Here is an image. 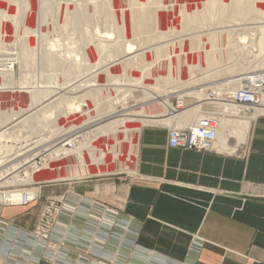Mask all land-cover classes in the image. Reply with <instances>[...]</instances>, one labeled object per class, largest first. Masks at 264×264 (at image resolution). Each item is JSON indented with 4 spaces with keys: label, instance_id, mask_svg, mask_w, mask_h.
I'll return each mask as SVG.
<instances>
[{
    "label": "rangeland",
    "instance_id": "374dc122",
    "mask_svg": "<svg viewBox=\"0 0 264 264\" xmlns=\"http://www.w3.org/2000/svg\"><path fill=\"white\" fill-rule=\"evenodd\" d=\"M109 2L110 0H0V59L6 58V56L9 54H14L19 57L18 61H16L14 69L10 70L11 73L8 71L9 74L6 72V70H4L5 67L3 68L0 66V115L6 113L10 116L9 119L4 120V123H0V128H3L5 124L15 118L17 116L16 114L25 113V111H28L32 108L31 106L36 105L34 104L36 103L35 100L31 98V95L34 91L36 93H41L44 96L51 92L48 97L53 96V99L56 98V101L62 103L63 105V107H61L62 105L60 103H57L61 105L58 106L60 107V110L63 111V113L57 116L53 115L52 117H46L48 122H46L47 126H43L40 123L37 124L34 128L30 126L22 128L24 132L25 130H27L26 133H23L25 135L28 134L27 137L24 135L27 142L24 141L21 143H14L15 141L20 140V137H18V133L16 131L14 132L15 134L11 133L15 137L12 136L11 138L13 139L10 141H15H13L12 143L7 142L9 147H6V145L5 147L6 152L10 149L13 150V152L9 151L7 155L5 151H2L0 148V156L4 157L2 161L5 160L4 163L2 162L0 164V195L2 196V194H5V192L11 191L20 192L23 189H26V191H35L37 193V198H35L33 202H31L27 206H19L17 203H12V205H9V202L6 203L5 201H3V199H0V207L2 206L4 212L6 211V213L8 212L7 210H9V208H24L23 210H21L23 213L21 212L20 217L4 216V218L15 220V223L21 225L25 229H28L29 231L36 228L37 222H39L40 218L43 217L42 213L43 211H45V206H47L51 201H61L65 199L64 197L66 196L67 197L65 201H67L68 198V194L65 195L64 193L51 192L56 191L55 189L61 187L63 188V184L66 183V180L69 178L63 179L55 177L56 175H51L50 178L46 177L42 180L34 181L30 179L34 171L42 168V171L46 170L45 168H47L53 160L55 161V163H58L57 165L63 166L65 168L69 166L65 161L66 158L70 156H73L72 159L83 158V156L79 157L77 154H75L74 151H69V154L60 157V159L50 158L47 154L42 155V152L46 148L56 143L53 140L60 135L67 132H69L68 134H72L77 131H84L85 133L87 131H94L92 132V135L90 132H87L85 138L81 139L80 141L81 146L83 144H85L86 146L88 143H90L88 145L89 149L87 150V153L85 152L89 161L87 159L86 163L84 164L76 163L72 165L71 175H79V167L84 165L89 166L90 163L86 165L87 162L101 163L103 157H110L112 156L111 154L113 152L115 154L116 152L118 153L119 151H117L116 149L112 151V141H114L115 145L117 144L116 148H119L120 152L122 153L121 163L126 164L127 158H131L132 160L130 159V161L134 162L135 153L131 152L133 155L129 153L133 137V125L128 124L127 128L126 125H122L119 127L120 129H113L111 127L108 131L110 132L117 129V136H110V133L109 135H104L99 139H95L97 135L92 126V124L94 125L95 123L100 122L101 119L98 118L104 116V114L106 116V112L110 110V107H112V109L114 108L115 114H123L125 112H131V110L138 109L140 105L148 101L146 100L147 90H145L141 85L153 86L154 84H156V81L152 82V80L149 81L147 79V75L152 71L153 67L151 61L142 60V54L134 57V59L137 60L129 59L128 61H122V59H120V56L117 54L118 52L116 50V45H114L115 38H105L106 32L113 33V31L116 30L114 31V36L118 34L117 24L115 20L117 17V13L116 11H111V16V13L108 12L109 10L107 9V7ZM134 8H136L135 5ZM62 9H65L67 11L69 10V13H72L71 16H65L62 13L65 10L62 11ZM99 9H101V11H99ZM204 15H206V17L209 19L207 22L195 19L196 21L193 22L194 24H192L193 27L191 26V29L185 32L188 34H196L197 32H200L202 30L203 32H207L209 28H212L213 30L217 28L215 26L225 25L227 24L226 21H228L219 16L218 12L215 11L206 12ZM110 16L113 17V19L110 18ZM211 22L214 23L211 24ZM236 23H249L245 25L247 27L243 28L242 31H250V33H253V28L248 27L257 26L261 23L264 24V17H258L254 20L249 21L240 19L237 20ZM183 34L184 33L180 32L174 33L173 31L171 33L170 31L166 34L167 39L163 37V40L161 39L157 42H166L172 40L173 38L177 39L178 36ZM103 38H105L106 41H104ZM128 38L131 39L125 38V40H121L120 43L122 47H124L128 43H133L137 46L140 45L145 49L153 47L154 44L156 46L155 41H150L153 37H148L149 39L135 37ZM190 40L192 39L186 40V49L189 51H191L192 48L191 44H189ZM204 44L205 43L202 41L199 47L203 49ZM108 46H110V48ZM111 46L113 47V49ZM172 46L173 44L168 45V47ZM177 46L176 48H178ZM179 47H181V45H179ZM88 50L91 53H88ZM181 50L183 52V49ZM139 51L140 50L136 52L138 53ZM93 52L95 53L92 54ZM247 53L248 52H246V54ZM134 54H131L130 56H133ZM209 54V51L206 53L202 52L201 57L203 55L206 57ZM244 54H242L239 58H229L225 62L223 61V63L215 66H209L207 64L208 62L204 59L201 61L202 63L200 68L199 66H197L194 69H191L189 65L188 68L190 69V71L195 72L194 74L196 75L186 76V82H191L193 81V78L196 79L198 76L199 78H201V76L203 77L206 74L213 75L215 77L210 79L206 78L202 81L200 80L202 83L198 81L200 84H198L197 82V85H195L194 83L192 84L193 86L191 84H186V86L185 83L183 84V82L182 84L179 82L171 83L169 87H167H171L170 90L174 87L176 91L175 93H172L170 95V100L172 101L174 107H176L177 105L178 96L183 98L184 103V107L179 111L190 108L192 104H197V98L195 97V95L188 94V92L190 91L188 89H203L204 87L208 86L215 88L217 86H220L224 81H226L227 78L232 76V73H229L227 70L231 68L230 65L233 66L234 62H236L235 64H238L239 67L246 69L248 68V71L254 70L255 68L262 69L261 62L264 59V53L259 56L260 58L257 57L255 59L256 61L253 60L250 63H247L248 60L245 59L246 55ZM118 59H120L121 61H119ZM249 60L251 61L252 59ZM258 60L259 62H257ZM119 62H122L120 64L123 68L128 66L126 72L120 71ZM124 62H126V66H123L125 65ZM252 63H255V65H252ZM251 66L253 67V69ZM201 67L205 69L202 71L203 75L200 72V70L202 69ZM204 71H206V73H204ZM248 71L242 70V72H238L236 76H239V74L240 76L246 74L248 75ZM188 74H190V72ZM204 80L207 81L204 82ZM86 82L89 84L93 83L95 85L86 87L84 85H87ZM222 94L223 95L221 96V98L229 100L227 92H223ZM201 96L205 95L202 94ZM79 105L81 106L80 110L76 109ZM200 110L201 115H205L206 113H215L212 105L204 106V108ZM110 111L108 113H110ZM99 112L103 113V115H98ZM64 113L65 115H63ZM228 118L236 119L235 117ZM171 124L173 123H170V125ZM170 125H167V127L170 128ZM33 129L36 130V135H34L35 132ZM28 131L29 133H27ZM59 133L61 134L58 135ZM47 134H52L50 141H43L45 143L38 145L36 144V146L33 144L34 146L31 147L32 144L30 145V143L33 142L32 140H40V136H48ZM19 136L23 137V135L21 134H19ZM30 139L32 140L30 141ZM234 141L235 140L232 138V145L235 144ZM3 144L6 143H0V146H3ZM18 144L20 145L19 149L17 148L19 147ZM244 145L245 144L240 145L237 153H239L240 149H242ZM11 146L13 148H11ZM25 148H27V151L23 150ZM79 150H81V148ZM24 151H26L27 153ZM1 152L3 153L1 154ZM14 153L18 156H15ZM35 155L38 157L35 160L33 159V166L28 165L23 169L21 168L17 170V172L15 171L14 173H11V171L9 170L13 165H15V163H20L25 159H32ZM91 174L99 173L94 172ZM122 174L131 173L122 172L103 176H82L74 180L91 178L103 179L108 177H117ZM52 176H54V178H52ZM4 180H7V184L5 183L3 185ZM78 195L80 197L83 196L80 194ZM55 203L57 204V209L59 202ZM59 206L62 207V205ZM9 212L11 213L12 211L10 210ZM64 215L65 212H63L60 208V211L57 212V218H55V224L59 223ZM65 218H68V216L66 215ZM68 238L70 240V237ZM77 244H79V242H77ZM39 245H42V243L39 242ZM121 251V253H126L125 249ZM127 260L128 259H126V261Z\"/></svg>",
    "mask_w": 264,
    "mask_h": 264
},
{
    "label": "crops",
    "instance_id": "0c3cea01",
    "mask_svg": "<svg viewBox=\"0 0 264 264\" xmlns=\"http://www.w3.org/2000/svg\"><path fill=\"white\" fill-rule=\"evenodd\" d=\"M170 123L175 122L141 125L127 170L130 158L126 164L115 159L124 168L118 172L91 174L81 167L79 175H71L68 167L78 162L66 158L69 179L51 193L80 194L106 207L107 228L118 218L140 227L124 264H145L137 252L151 255V264H264V116L252 121L239 153L224 149L221 141L212 152L170 147ZM232 138L237 144V136ZM122 172L131 174L74 180ZM23 209L9 208L4 215L20 217Z\"/></svg>",
    "mask_w": 264,
    "mask_h": 264
},
{
    "label": "bare ground",
    "instance_id": "6f19581e",
    "mask_svg": "<svg viewBox=\"0 0 264 264\" xmlns=\"http://www.w3.org/2000/svg\"><path fill=\"white\" fill-rule=\"evenodd\" d=\"M134 5L136 6V8H134ZM107 9L109 10L108 11L109 13H111V11L112 12L116 11L117 13V17L115 20L117 24L118 34L114 36V33H115L114 31L116 30L114 31L112 30L113 33L106 32L105 38L106 39H111L112 37L115 38L114 45H116V48H117L116 50L118 52L117 54L120 56V59H122V61H126V60L128 61L129 59H134V57L139 56L141 54H142V58H141L142 60L151 61L153 67H152V71L150 70L151 72L148 73L147 79L149 81L152 80V82L156 81V84H154L155 86L153 85L154 87L147 86V85L145 86L141 85L142 87H144L145 90H147L146 100L148 101L140 105L138 109L131 110V112H125L123 114H115L114 108L112 109V107H110V110H111V111L109 110L110 113H108L109 112L108 111L106 112V116L105 114L104 116H101V117L99 116L101 118L100 122L94 125L92 124L93 129L95 130L96 135H97L95 139H99L100 137H103L104 135H109L110 133H111L110 136L111 135L115 136L117 134L116 133L117 129L109 132L108 130L111 127L114 129V128H119L122 125H126V128H127V125L131 124L133 125L132 126L133 127L132 129L133 137H132L131 144H133L135 136L138 135L141 125L145 123L161 120L164 123L175 122L171 124L170 127H187L193 124L198 118L203 116L200 114V111H201L200 109L204 108V106L212 105L215 110L214 115L218 116L217 118H218V123H219L218 124L219 125L218 140L216 143V149L218 148L220 141H221L222 146H224V149L231 150V151L237 150L241 144L247 141V138L249 136V132L251 129V123L252 121H254L255 118L260 117L259 113L251 114V115H243L242 106H238L228 99L225 100L221 98V96L223 95L222 94L223 92H227L228 96H233V94L236 93L237 90H239L244 85L248 84V80H250V78L253 75L257 77L259 72L264 71V59L262 60V62L260 61L262 69L255 68L254 70H250L251 72L248 71L249 70L248 68L246 69V68L239 67V65L235 64L236 62H234L233 66L230 65L231 68L227 70L229 73H232L231 74L232 76L227 78L226 81H224L220 86H217L215 88L214 87L208 88L205 96H201L203 89H197V88L188 89L190 90L188 94L195 95L198 101H197V104L196 103L195 105L192 104L193 105V106L191 105L192 107L190 106V108H186L182 111H179L180 109L178 108V106L174 107L172 101L170 100V95L176 92L174 87L171 90H170L171 87L170 88L168 87L173 82L175 83L179 82L181 84L183 82V84L185 83V85L186 84L192 85L195 83V85H197L196 83L200 80L202 81L203 79H206V78H209V79L214 78L215 76L206 74L203 77L201 76V78H199V76L196 79L193 78V81L191 82L188 81L189 83L185 81L186 76L196 75L194 74L195 72L190 71L188 66L190 65L189 67L191 69H194L197 66H199L200 68L201 63H202L201 61L203 59L208 62L207 64L209 66H215V65L223 63V61L225 62L229 58H233V57L239 58L242 54L245 53L244 54L246 55L245 59L248 60L247 63H250L253 60H255L257 57H259L262 53H264V24L261 23L260 25H257V26L248 27V28H253L254 32L250 33V31H244V32L242 31L243 28L247 27L245 25L249 23H244V24L236 23V21L240 19L249 21V20H254L258 17H264L263 16L264 15V1L262 0H110ZM63 10L65 9H62V11ZM99 11H101V9H99ZM213 11L218 12L219 16L223 17V19L228 20L226 21L227 24L215 26L217 28L213 30L212 28H209L207 32L205 31L203 32V30L200 32H197L196 34H193V33L188 34L185 32L191 29L192 24H194L193 22L196 21L195 19L199 21L203 20V22H207L209 19L204 14L206 12H213ZM69 12H70L69 10L68 11L65 10L62 13L65 16H71L72 13H69ZM111 16H112V13H111ZM111 16L110 18L113 19V17ZM212 23L214 22H211V24ZM209 26H206V27H209ZM170 31L171 33L173 31L174 33L180 32L184 34L178 36L177 39L173 38L170 41L157 42L161 39L163 40V37L167 39L166 34L169 33ZM128 37H135V38L153 37L152 40L150 41H155L156 46L154 44L153 47H151L152 46L151 45L150 46L151 48L145 49L144 47H141L140 45L137 46V45H134L133 43H128L127 45L122 47L120 43L121 40L122 39L125 40V38L131 39ZM105 38H103L104 41H106ZM187 39H192L190 40V43H189L192 46L191 51L186 49ZM202 41L205 43L204 47L202 46L203 49L199 47ZM171 44H173L174 47L173 46L168 47V45H171ZM179 45H181V47H179ZM176 46L178 48H176ZM108 47L110 48V46ZM181 49H183V52ZM138 50L140 51L142 50L141 53L140 51L137 53L136 51ZM208 51L210 52L209 55H207L206 57L203 55L201 57L202 52L206 53ZM246 52L248 53L246 54ZM88 53H91V52L89 51ZM94 53L95 52H93L92 54ZM134 53H137V54H134ZM131 54H134V55L130 56ZM18 58L19 57L14 54H9L6 56V58L0 59V66L3 68L5 67L4 70H6V72L8 73V71L10 72V70L14 69L16 61H18ZM120 59L118 60L121 61ZM249 59H252V60L250 61ZM134 60H137V59H134ZM257 62H259V60ZM120 63L122 62H119L120 71L126 72L128 69V66L123 68ZM124 63L125 65L123 66H126V62ZM252 65H255V63L254 64L252 63ZM203 70L205 69L202 68L200 70L202 75H203V72H202ZM242 70H247L248 75L246 74V75L240 76L239 74V76H236L238 72H242ZM206 71H204V73H206ZM189 72L190 74H188ZM201 81L200 83H202ZM206 81L204 80V82ZM200 83L198 82V84ZM84 85L86 87H89L95 84L87 83V85L86 84ZM49 94H46L44 96L43 94L36 93L34 91L31 95V98L35 100L36 103L34 104L36 105L31 106L32 108L29 109L28 111H25V113L16 114L17 116L15 118H13L10 122L5 124L3 128H0V143H3V142L6 143V144H3V146H0V148L2 151L4 150L7 155L9 151L13 152V150L11 149L10 150L8 149L9 151L6 152V147H9L7 142H11L10 140L13 139L11 138L13 136L11 133H14L16 131L18 133V137H20V140L18 141L13 140L15 141L14 143L16 142L21 143L24 141L27 142L25 138L27 137L28 134L26 135L23 134V133H26L27 130H25L24 132L22 128H25L28 126L34 128L36 127L37 124H40V123L43 126H47L46 117L48 116L52 117L53 115L57 116L63 113V111H61L60 107L58 106L60 104L62 105V103L57 102L56 98L53 99V96L48 97ZM178 99L183 100V98L180 96H178ZM201 99H205L208 102H200ZM57 103H60V104H57ZM61 107H63V105ZM76 109L80 110L81 106L80 105L77 106ZM165 113L167 114L170 113V116L157 119L160 116H163V114ZM209 114H212V113H209ZM63 115H65V113ZM98 115H103V113L99 112ZM9 117L10 116L7 115L6 113L0 115V123L1 124L4 123V120L9 119ZM228 117H235L236 119H230ZM180 124H186V125H180ZM80 131H83V130H80ZM34 132H35L34 135H36V130H34ZM77 132L72 133V134H68L69 132H67L62 135H60L61 133H59L58 135L60 136L53 140L56 143L46 148L42 152V155L47 154L48 157L50 158L60 159V157L65 156L66 154H69V151H74L75 154H77L79 157L83 156V158H78L81 161H78V159H72V161L73 162L77 161L79 164L86 163L88 159L86 156V153H87V150L89 149L88 145L90 143L86 146L85 144L81 146L80 140L77 142L76 138L78 137L77 135H80V134L84 135L85 132L84 131L83 132L77 131ZM87 132H90L92 135L93 134L92 132L94 131L92 130V131H87ZM27 133H29V131ZM19 134L23 135V137L19 136ZM87 136H90V135H87ZM236 136H237V144L232 145L230 138L236 137ZM40 137H41L40 140L34 139L35 140L34 141L30 139V141L31 140L33 141L30 143V145L32 144L31 147L34 145L36 146V144L37 145L43 144L48 140L50 141L52 134L51 135L49 134L48 136L45 135L44 137L42 136ZM67 141L74 143L72 147L69 148L65 145ZM112 142H113V147L116 148L117 144L115 145L114 141ZM18 146L19 147L17 148L19 149L20 145L18 144ZM11 148L13 147L11 146ZM27 148L23 150L27 151ZM80 148L82 151L79 150ZM116 149L117 151L119 150V148H116ZM130 151L133 153H136V146L131 145ZM2 153L3 152H1V154ZM111 155L112 156L110 157H103L102 162L100 161L101 163L87 162L86 165L90 163L89 166L79 165L80 166L79 169L81 167H87L86 170L89 171V173H94V172L95 173H109V172H118V171L123 170L124 168L123 169L118 168L120 165L119 162L121 161L122 153L116 152L115 154L113 152ZM15 156H12V157H15ZM37 157L38 156L35 155L32 159H25L20 163H17V164L15 163V165H13L12 168L9 170L11 171V173H14L15 171L17 172V170L21 168L23 169L24 167L28 165L33 166L34 160ZM3 159L4 157L0 156V164L2 162L4 163L5 160L2 161ZM115 159L118 160L119 162L116 161ZM6 162H7V157H6ZM57 164L58 163L57 162L55 163L54 160L51 161V164L49 165L50 167L48 166L47 168H45L46 167L45 166L44 168L46 170L44 171H42L43 168L35 170L30 179L34 181L36 180L39 181L46 177L50 178L51 175H56L55 177L65 179L66 178L65 174H67L65 170L66 168H64L63 166L57 165ZM131 164H132V161H129V163L127 164L128 167H125V170H127L128 168H131L132 167ZM68 168H69V173H71V170H72L71 167L69 166ZM52 178H54V176H52ZM6 182L7 180H4L3 185ZM24 191H26V189H23L20 192L19 191L5 192V194H2V196L0 195V199H3V201H5L6 203L9 202V204L11 203L16 204L22 201V196H23ZM28 192L31 196L35 197L37 195L35 191L33 192L31 190H28ZM64 200L65 199H63V201ZM3 215H4V211H3ZM74 217L75 216H73V218Z\"/></svg>",
    "mask_w": 264,
    "mask_h": 264
},
{
    "label": "built area",
    "instance_id": "2783aa9c",
    "mask_svg": "<svg viewBox=\"0 0 264 264\" xmlns=\"http://www.w3.org/2000/svg\"><path fill=\"white\" fill-rule=\"evenodd\" d=\"M228 98L243 107V115L259 113V116H264V71L257 77L253 75L248 84ZM177 101L176 106L181 110L183 100ZM217 117L208 113L187 127L168 128V145L198 152L217 151ZM85 134L77 135L76 141H81ZM73 144L70 141L65 143L69 148ZM35 198L37 196L24 191L22 201L17 204L27 206ZM55 202L62 207L58 205L56 209ZM60 208L65 215L55 224ZM44 210L36 228L29 231L15 220L5 219L4 210L0 207V264H123L125 256L129 255L121 253V250H129L128 246H133L140 231L133 221L119 218L107 228L109 209L74 193L68 194L67 201H51ZM114 246L117 251L113 250ZM136 255L138 260L151 264V255L145 257L139 252Z\"/></svg>",
    "mask_w": 264,
    "mask_h": 264
}]
</instances>
